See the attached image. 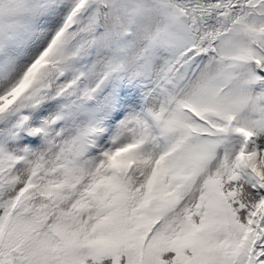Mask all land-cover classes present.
Here are the masks:
<instances>
[{"label": "snow or ice", "instance_id": "obj_1", "mask_svg": "<svg viewBox=\"0 0 264 264\" xmlns=\"http://www.w3.org/2000/svg\"><path fill=\"white\" fill-rule=\"evenodd\" d=\"M0 264H264V0H0Z\"/></svg>", "mask_w": 264, "mask_h": 264}]
</instances>
